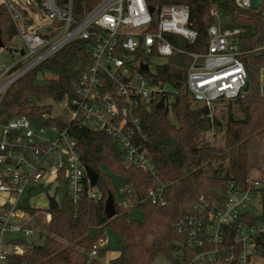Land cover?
I'll use <instances>...</instances> for the list:
<instances>
[{
	"label": "built area",
	"instance_id": "1",
	"mask_svg": "<svg viewBox=\"0 0 264 264\" xmlns=\"http://www.w3.org/2000/svg\"><path fill=\"white\" fill-rule=\"evenodd\" d=\"M37 1L52 23L36 31L32 29L35 24L28 9L16 0L1 3L25 47L23 53L22 49L13 51L19 57L11 64L2 65L0 98L18 79L69 42L91 40V65L79 77L72 93L53 102L59 103L62 114L50 113L44 117L105 132L125 152L128 165L157 173L142 143L147 136L138 114L141 107L161 103L169 113H174L176 94L187 89L193 100L208 108L211 130H215L214 108L218 101L235 100L245 94L249 74L241 58L243 51L238 36L242 29L223 27L214 6L210 9L215 22L208 28V50L197 52L187 51L183 43L175 41L177 35L185 39L184 43H194L198 38V32L190 25L187 4L164 3L152 13L146 0H100L87 12L83 6V13L77 14L76 0H66L63 4L59 0ZM234 2L240 8L254 9L252 0ZM263 3L264 0L255 10ZM27 5L31 4L27 2ZM170 34L172 39L168 38ZM259 49H264V43ZM174 52L187 53L192 58L184 89L158 77L157 68L165 61L153 65L155 57L169 59ZM142 64H147V69H142ZM261 72L263 92L264 67ZM48 133L54 134L55 139L46 136ZM48 159L52 160L51 165ZM258 173H249L244 185L229 181L225 188H218L217 200L200 195L178 218L176 227L185 235V245L191 252L188 262L182 264H264V221L241 222L247 214L264 215V177ZM87 182L90 180L81 161L78 142L69 133L68 126L38 123L27 115H15L0 122V264H23L12 262L10 256L26 253L34 245L27 238L40 232L42 226L37 218L44 224L50 223L48 195L55 197L57 188L65 185V195L77 203ZM168 184L156 175L154 185L147 189V197L155 204L167 205ZM50 189L54 193H49ZM126 192H131L130 186L117 188L118 206L122 211L137 203V196L127 197ZM26 194L30 195L26 200L28 205L34 197L46 195L47 209L38 208L35 215L24 210L19 201ZM88 195L99 196L94 187L88 190ZM25 212L27 219H23ZM233 232L234 239L225 244ZM15 233L16 236H11ZM7 246L10 247L7 249ZM100 249H106L104 257L99 256ZM108 250V240L103 235L89 251L90 259L111 264ZM175 258L183 262L185 251L177 252ZM168 264L175 263L168 261Z\"/></svg>",
	"mask_w": 264,
	"mask_h": 264
},
{
	"label": "trees",
	"instance_id": "2",
	"mask_svg": "<svg viewBox=\"0 0 264 264\" xmlns=\"http://www.w3.org/2000/svg\"><path fill=\"white\" fill-rule=\"evenodd\" d=\"M100 0H82L85 12ZM148 5L159 7L164 3H183L190 8V25L198 32L194 43H183L187 51L208 50V28L215 22L210 9L214 6L220 13L223 27L242 29L238 36L241 58L249 74V90L243 97L229 102H238L243 118L229 114L226 123L225 147L218 149L203 142L212 122L208 108L188 94H176L173 110L176 122L169 118V110L157 104L141 107L138 113L142 120V131L147 147L157 168L156 175L169 183L166 195L169 203L160 205L147 197V189L154 185L156 175L127 165L125 152L103 131H95L76 123L63 122L57 118L44 117L52 113V104L43 100L58 101L66 93H72L75 83L92 63L91 40L75 39L39 66L18 79L0 98V122L4 123L15 115H27L38 123L68 126L69 133L77 140L81 161L85 166L99 173L96 186L99 196L88 195L92 188L86 183L77 203L67 195L60 205L49 208L51 221L41 224L46 231L45 242L28 247L26 253L12 254V262L23 264H104L100 259H90L89 251L103 235L106 227L119 235L120 255L112 258L111 264H159L164 256L175 264L188 262L191 257L186 247L185 235L178 231L176 221L186 213L189 205L202 194L217 200L218 188H225L229 181L244 185L245 178L253 171H262L260 148L264 141V95L261 91L260 73L264 67V3L258 9H243L234 0H146ZM65 3L66 0H59ZM17 35L16 27L3 4H0V36L6 45ZM192 58L187 53L174 52L168 61L157 68V75L175 87L184 89L187 72ZM45 69L57 74L45 84L37 83L38 74ZM222 121L215 115L214 123L220 128ZM227 159V164L224 161ZM118 175L120 185L130 186L125 196H137L136 207L142 210L140 219H131L128 211L118 206L117 188L112 175ZM264 177V172H262ZM59 188H57V191ZM114 195L118 213L113 218L105 214V201ZM22 208L31 214L39 209L26 205ZM1 213V209H0ZM264 221V215H246L244 223ZM93 228V235L90 234ZM229 234L225 244L234 239ZM40 237H43L41 232ZM18 242L25 243L22 240ZM264 249V246L262 247ZM185 251L182 262L175 258L179 251ZM106 249L99 250L104 257Z\"/></svg>",
	"mask_w": 264,
	"mask_h": 264
},
{
	"label": "rangeland",
	"instance_id": "3",
	"mask_svg": "<svg viewBox=\"0 0 264 264\" xmlns=\"http://www.w3.org/2000/svg\"><path fill=\"white\" fill-rule=\"evenodd\" d=\"M23 8H26L29 10V15L33 18V22H34V27L32 28L33 30H39L42 26L46 25V24H50L52 23V20L48 17V15L46 14V12L40 7V5L38 4L37 0H16ZM3 2V0H0V4ZM27 2H29L31 5H27ZM31 8H33V10H31ZM175 41L176 42H180V43H184L185 39L182 36L177 35L175 37ZM24 42L21 39V37L19 35L14 36V38L9 41L5 47H1L0 46V72L2 71V65L3 63H7V64H11L15 58L19 57L18 53L15 52H11L9 51V49L12 50H20L22 48H24ZM167 60V58L165 57H155L154 61H153V65L156 62H162ZM262 74V72H261ZM260 74V77H261ZM52 78H57V74L53 71H50L48 69H45L43 72H40L38 74V81L37 83L39 84H45L47 83L49 80H51ZM53 100L51 99H46L43 100L41 103L43 104H53ZM194 105H198L199 101H193ZM53 115L54 116H59L62 114V109L59 105V103H54L53 104ZM214 115H216L218 117L219 120H221L222 122V126L220 128H218V126L215 128V130H210L209 132L205 133L204 135V139L203 142L207 143L209 145H212L213 147H216L218 149H221L223 147H225V133H226V123H227V119L230 113L233 114V116L235 118H243L244 113L243 111L240 109L239 107V103L238 102H229V101H218L216 107L214 108ZM215 117V116H214ZM169 118L172 122H176V116L174 113H169ZM46 136L55 139V135L54 134H46ZM260 155H261V167H262V171L258 170V169H253V171H260V172H264V141L261 144V148H260ZM48 163L49 165L52 164V160L48 159ZM224 164H227V159L224 161ZM128 165V164H127ZM107 172H109L112 175V180H113V184L116 188H118L120 186V182H119V177L116 174L111 173L108 169H106ZM94 190L97 191L96 187H94ZM65 192H66V187L65 185L60 186L59 190L55 193V198L58 201V203H61V201L63 200L64 196H65ZM49 193H54V189H50ZM30 197V195L26 194L23 195L19 201V204L21 206H26L28 205L27 201L28 198ZM13 200V199H12ZM2 201L0 198V205H1ZM30 206H34L40 209H47L48 206V199L46 197V195H38L36 197H34L32 200H30ZM1 207V206H0ZM255 213H257V211H253ZM129 216L131 219H140L142 217V210L137 208L136 206H133L132 208H130L128 210ZM28 215L26 214V212L23 215V219H27ZM94 230L93 228L90 231V234L93 235ZM17 233H15L14 235L11 236H16ZM45 236H46V231H44V235L43 237H39V233L37 232L36 234H33L32 237H28L27 240L30 243L33 244H43L45 242ZM104 237L108 240V249L110 251H115L118 249V240H119V235L116 231H114L112 228L110 227H106L105 231H104ZM10 246H7L6 248L8 249ZM158 262L159 264H168V260L164 257V256H160L158 258Z\"/></svg>",
	"mask_w": 264,
	"mask_h": 264
},
{
	"label": "water",
	"instance_id": "4",
	"mask_svg": "<svg viewBox=\"0 0 264 264\" xmlns=\"http://www.w3.org/2000/svg\"><path fill=\"white\" fill-rule=\"evenodd\" d=\"M262 0H252V7L253 8H258L261 5ZM75 11L77 14H82L83 13V5H82V0H76V7ZM150 11L153 13L155 11L154 6H150ZM168 38L172 39L173 35H168ZM0 46L5 47V44L1 40L0 36ZM9 51L13 52L14 50L9 49ZM21 53H23V49L21 50ZM142 69H147L148 65L147 64H142ZM249 90V83L244 87V92H247ZM184 94H188L187 89H184ZM158 106L162 107V104L160 103ZM86 168V173L88 175V178L90 180V185L91 186H97L98 180H99V173H97L93 168L89 167L88 165L85 166ZM49 199V204L50 208H56L59 206L58 201L54 196L48 195ZM118 213L114 195L110 193L105 201V214L108 218H113L116 216ZM258 241L261 242L260 238H258Z\"/></svg>",
	"mask_w": 264,
	"mask_h": 264
},
{
	"label": "crops",
	"instance_id": "5",
	"mask_svg": "<svg viewBox=\"0 0 264 264\" xmlns=\"http://www.w3.org/2000/svg\"><path fill=\"white\" fill-rule=\"evenodd\" d=\"M255 9V8H254ZM168 61V59L167 60H165V63ZM261 91H262V89H261ZM264 93V91L262 92V94ZM264 95V94H263ZM53 112V111H52ZM257 172H259L258 174H262V172H260V171H257ZM93 187V186H92ZM94 187H96V186H94ZM50 205V204H49ZM59 205H60V203H59ZM41 219V218H40ZM42 220V219H41ZM39 237H40V234H41V232L43 233V235H44V230H43V228H40L39 229ZM109 251V254L111 255V257L112 258H116V257H118L119 255H120V251H118V250H115V251H110V250H108ZM103 259V258H102Z\"/></svg>",
	"mask_w": 264,
	"mask_h": 264
}]
</instances>
